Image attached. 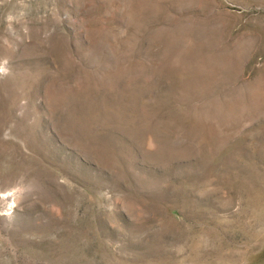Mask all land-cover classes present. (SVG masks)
<instances>
[{"label":"rangeland","instance_id":"374dc122","mask_svg":"<svg viewBox=\"0 0 264 264\" xmlns=\"http://www.w3.org/2000/svg\"><path fill=\"white\" fill-rule=\"evenodd\" d=\"M0 264H264V0H0Z\"/></svg>","mask_w":264,"mask_h":264}]
</instances>
